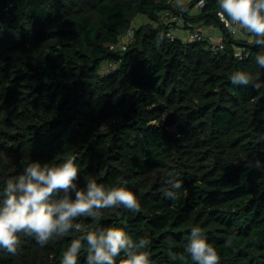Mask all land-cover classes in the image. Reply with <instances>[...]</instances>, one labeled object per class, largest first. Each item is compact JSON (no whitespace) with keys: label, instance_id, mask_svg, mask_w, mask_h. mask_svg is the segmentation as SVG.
<instances>
[{"label":"trees","instance_id":"trees-1","mask_svg":"<svg viewBox=\"0 0 264 264\" xmlns=\"http://www.w3.org/2000/svg\"><path fill=\"white\" fill-rule=\"evenodd\" d=\"M168 1L0 0V191L32 161L74 155L79 187L95 178L141 204L77 218L86 231L119 227L151 241L142 251L152 264H194L185 246L199 227L220 264H264V87L229 78L243 71L264 84L255 61L264 48L246 33H224L221 49L169 39ZM192 3L180 11L186 26L222 30L217 0L195 13ZM137 16L145 22L132 26ZM130 27L126 47L110 48ZM169 179L182 184L176 199L164 194ZM83 234L43 247L18 234L17 253L0 250V264H61Z\"/></svg>","mask_w":264,"mask_h":264},{"label":"clouds","instance_id":"clouds-1","mask_svg":"<svg viewBox=\"0 0 264 264\" xmlns=\"http://www.w3.org/2000/svg\"><path fill=\"white\" fill-rule=\"evenodd\" d=\"M221 15L228 19L229 30L255 37V44L264 48V0H217ZM173 7L186 10L185 0H175ZM239 55V53H238ZM256 64L264 68V54H257ZM233 85L264 87L259 75L235 71L229 77ZM261 161L255 162L260 168ZM79 167L74 155L59 163L32 161L19 175L9 178L0 191V250L16 254L18 234L34 237L40 246L61 239L71 231L84 233L73 239L63 253L61 264H78V257L87 245L85 264H152L146 249L151 241L133 240L122 228L107 227L86 231L77 221L79 217L99 220L102 210L124 207L139 212L141 204L136 195L124 186L98 183L95 178L86 180L83 187L76 183ZM171 175V174H170ZM165 196L176 199L182 184L169 179ZM227 243H231L229 240ZM194 264H220L217 250L207 241L199 227H193L185 246ZM184 259L183 256L180 257Z\"/></svg>","mask_w":264,"mask_h":264},{"label":"built area","instance_id":"built-area-1","mask_svg":"<svg viewBox=\"0 0 264 264\" xmlns=\"http://www.w3.org/2000/svg\"><path fill=\"white\" fill-rule=\"evenodd\" d=\"M186 4L189 2L192 3V8L197 7V9L203 4V0H185ZM169 4H172V0L168 1ZM175 10L166 8L161 11V19L166 23V36L169 39H176L179 38L181 40H194V39H201L205 38L211 45L212 49H221L223 48V40L222 35L226 33L232 38H238L242 37L245 33L237 32L233 33L229 30L228 24L229 21L226 19L225 16H221V20L223 21V27L221 31V37H216L213 33H209L206 31H202L199 27H193V26H186L184 23V20L182 18L180 10H178L176 7H174ZM4 33V27L0 23V35ZM123 39H119L116 44H111L110 48H119L124 49L127 45V43L132 39L133 37V30L132 28H128L123 35ZM125 38V39H124ZM235 54L241 57V52L238 48H235ZM114 120V119H113Z\"/></svg>","mask_w":264,"mask_h":264},{"label":"crops","instance_id":"crops-1","mask_svg":"<svg viewBox=\"0 0 264 264\" xmlns=\"http://www.w3.org/2000/svg\"><path fill=\"white\" fill-rule=\"evenodd\" d=\"M175 2V0H172V4ZM199 28L202 31H206L209 33H213L216 37H221V31L217 26H212V25H200ZM105 62L102 63V67H105Z\"/></svg>","mask_w":264,"mask_h":264},{"label":"rangeland","instance_id":"rangeland-1","mask_svg":"<svg viewBox=\"0 0 264 264\" xmlns=\"http://www.w3.org/2000/svg\"><path fill=\"white\" fill-rule=\"evenodd\" d=\"M185 3H186V1H185ZM173 4H174V2H173ZM178 9V8H177ZM179 10V9H178ZM197 7H193L191 10H190V13H195V12H197ZM145 22V18L143 17V16H137V17H135L134 18V20L132 21V26H137V25H139V24H142V23H144ZM123 37L124 36H120V38L121 39H123ZM125 39V38H124ZM105 66H106V64H105Z\"/></svg>","mask_w":264,"mask_h":264}]
</instances>
